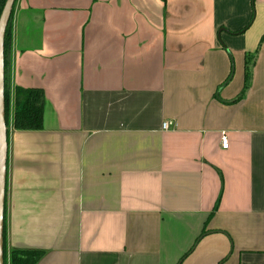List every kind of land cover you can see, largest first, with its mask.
Here are the masks:
<instances>
[{
    "label": "crops",
    "instance_id": "crops-1",
    "mask_svg": "<svg viewBox=\"0 0 264 264\" xmlns=\"http://www.w3.org/2000/svg\"><path fill=\"white\" fill-rule=\"evenodd\" d=\"M9 75V250L264 264V0H17ZM18 87L41 130L14 128Z\"/></svg>",
    "mask_w": 264,
    "mask_h": 264
},
{
    "label": "trees",
    "instance_id": "trees-1",
    "mask_svg": "<svg viewBox=\"0 0 264 264\" xmlns=\"http://www.w3.org/2000/svg\"><path fill=\"white\" fill-rule=\"evenodd\" d=\"M7 0H0V15L3 11ZM14 11V9H13ZM13 11L9 22L7 24L4 35V60H5V122L8 128L10 124V53L12 45V21ZM253 55H247L246 57V69H245V84L244 89L240 96L237 98L243 99L250 86L252 79V66L254 64ZM25 99L24 102L22 100ZM44 92L41 89L36 88H22L16 89V112L14 115V128L17 130H41L44 126V104H45ZM9 135V131H8ZM6 214V211H5ZM206 233V232H205ZM204 233V234H205ZM203 234V235H204ZM42 251L37 250H9L6 237V224L4 220V232H3V264H38L43 256Z\"/></svg>",
    "mask_w": 264,
    "mask_h": 264
},
{
    "label": "water",
    "instance_id": "water-1",
    "mask_svg": "<svg viewBox=\"0 0 264 264\" xmlns=\"http://www.w3.org/2000/svg\"><path fill=\"white\" fill-rule=\"evenodd\" d=\"M17 0H7L0 16V264H3V232L8 174V128L5 122L4 35Z\"/></svg>",
    "mask_w": 264,
    "mask_h": 264
},
{
    "label": "built area",
    "instance_id": "built-area-1",
    "mask_svg": "<svg viewBox=\"0 0 264 264\" xmlns=\"http://www.w3.org/2000/svg\"><path fill=\"white\" fill-rule=\"evenodd\" d=\"M170 126H171V122H164V123H163V129H164V130L169 129ZM221 146H222L223 149H227L228 146H229L228 137H227V135H226L225 132H223V133L221 134Z\"/></svg>",
    "mask_w": 264,
    "mask_h": 264
},
{
    "label": "rangeland",
    "instance_id": "rangeland-1",
    "mask_svg": "<svg viewBox=\"0 0 264 264\" xmlns=\"http://www.w3.org/2000/svg\"><path fill=\"white\" fill-rule=\"evenodd\" d=\"M1 16V15H0Z\"/></svg>",
    "mask_w": 264,
    "mask_h": 264
}]
</instances>
